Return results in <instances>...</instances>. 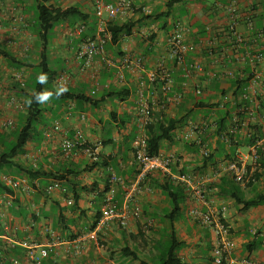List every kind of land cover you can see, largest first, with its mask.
Segmentation results:
<instances>
[{"label": "crops", "instance_id": "obj_1", "mask_svg": "<svg viewBox=\"0 0 264 264\" xmlns=\"http://www.w3.org/2000/svg\"><path fill=\"white\" fill-rule=\"evenodd\" d=\"M128 1L132 5L130 10L107 21L118 26L134 24L132 32L122 36L116 44L109 39L104 54L96 57L90 67L85 66L77 53L82 42L91 38L98 28L97 0L51 2L55 7L75 5L84 14L79 21L60 23L51 31L49 59L58 70L54 88H69L96 100L105 96V100L97 107L86 101L46 102L40 128L42 140L27 145L24 154L15 161L31 169L35 163H40L44 169L45 162L52 164V170H45L65 177L63 182L68 188L65 196L74 198L76 191L80 196L78 208L63 206L61 199L64 195L60 192H46L45 187L54 177L37 178L41 184L39 188L32 187L25 195L17 193L14 206L6 216L9 229L0 235V246L7 245L6 236L29 239L41 245L51 244L54 252L44 264H140L134 255L145 259L148 264H156L159 251L163 250V246L158 247L159 243L171 232L164 217L173 208L172 199L161 186L172 180L185 189L182 214L175 220L176 236L182 243L178 250L181 264H216L217 225L204 227L193 220L189 216L193 208L211 212L230 229L234 245L224 259L226 264H244L246 259L264 264V177L259 181L246 179L243 184L239 183L244 197L249 200L260 198L263 201L260 205L245 207L230 194L224 197L223 192L229 175L225 160L229 150L228 147L223 150V144L236 141L238 136L242 141L250 138L249 126L258 124L264 128V64L253 69L250 61L239 59L249 51L264 50V0ZM170 2L169 17L158 21L147 19L167 11ZM36 6V0H0V51L13 58L10 61L0 54V134L6 135L10 144L15 143L13 131L22 122L25 111L24 104L17 107L10 105L9 101L15 98L24 103L21 90L30 92L40 76L36 69L41 44ZM235 20L237 31L247 42L246 47L239 46L230 32L229 26ZM180 25L185 30L186 40L197 46V51L187 56L186 64H199L204 68L199 75L202 95H197L192 86H184L183 66L171 57L166 43L168 34ZM127 59L133 60L129 66L124 65ZM138 60L142 61L141 67L136 63ZM165 70L173 77L174 91L184 94L180 104L165 103L161 79L154 82L148 78L151 71ZM228 70H235L236 76L210 81V77ZM253 71L262 75L256 104L244 96L245 85L238 94L241 101L244 99L251 104L249 109L243 106L249 120H242L235 114L230 126V133L235 137L228 138L230 134L224 135L223 139L217 137L213 134L218 121L216 109L199 107V104L210 102L219 104L221 109L230 108L238 96L228 85L231 81L250 78ZM121 74L124 75L123 81ZM62 76L70 79L68 86L59 85L58 79ZM114 88L127 91L123 97H106ZM142 100L156 102L152 122L155 125L169 119H183L192 112L172 132L171 142L161 144L160 155L177 154L180 162L173 165L169 173L153 172L147 177L135 194V204L141 207V214L133 215V204H130L127 227H121L117 220L109 221L108 233L101 244H86L75 254L71 241L92 230L93 223L100 218L111 176L115 173L121 175L128 184L137 179L132 144L139 132L137 118L144 103ZM254 110L260 112V117H251ZM81 113H86L87 118L78 126L76 121ZM113 116L116 124L121 125L120 129L112 125ZM57 121L62 123V133H54L49 144L44 146L42 141L46 132ZM194 125L198 127L197 136L188 138L187 134ZM240 125L243 129H236ZM77 130L83 132L93 147H98V160L79 148L72 153L63 151L62 140L73 138ZM261 140L262 145L264 137ZM205 146L210 148L211 154L217 155L213 164H205L206 157L202 153ZM253 147L243 146L237 151L248 154ZM3 148L0 144V151ZM252 165H255L254 160L250 158L247 168L250 176L256 170ZM16 168L8 169L7 173L23 177L15 172ZM181 176H187L190 182L180 179ZM201 182L206 185L207 202L195 194V188ZM116 198L121 206H126L122 190H118ZM16 256L30 264L20 247L5 252L6 264H11V259Z\"/></svg>", "mask_w": 264, "mask_h": 264}, {"label": "built area", "instance_id": "obj_2", "mask_svg": "<svg viewBox=\"0 0 264 264\" xmlns=\"http://www.w3.org/2000/svg\"><path fill=\"white\" fill-rule=\"evenodd\" d=\"M97 2V16L99 18L98 28L91 38L82 42L77 53L79 59L84 62L86 67H90L94 59L105 52L106 44L110 39V34L107 31V19H116L118 16L124 14L132 7L128 0H118L116 2L97 0ZM229 29L230 32L234 34L236 43L239 46L246 47L247 42L244 36H242L236 29V20L230 24ZM166 43L171 57L179 66H183L184 76L186 78V83L184 86H192L197 95H202L203 88L199 80V75L204 71V68L199 64H186L187 56L189 54L195 53L197 51V46L194 43L188 42L186 40L185 30L182 25L178 26V28L168 34ZM212 54L214 55L213 52ZM239 59L250 61L253 69H256L260 64H264V50L249 51L246 53V55H241ZM132 61V59H127L124 65L129 66V64H132ZM141 62V60H138L136 63L141 67ZM235 76V70H228L224 73L216 74L210 77V81H213L214 79L222 80L223 78L231 79ZM261 77V74H259L257 71H253L251 77L245 85L246 93L244 96L255 104L259 94ZM148 78L154 82L159 80V78L161 79L163 82L162 89L165 103L180 104L183 101L184 94L174 91V80L170 72H167L166 70L161 72L151 71L148 73ZM121 80H124L123 74H121ZM58 83L60 86H68L70 84V79L66 76H62L60 79H58ZM142 103V108L137 118L139 132L138 135L135 136L132 144V150L138 169L137 179L135 182L128 184L121 175L115 173L111 176L110 187L107 191V195L101 208V216L97 227L93 230L79 234L71 241V246L74 249L75 254L78 253L86 244H101L102 240L108 233L107 224L109 221L117 220L121 227H127L129 225L130 204H133V215L139 216L141 214V207L135 204V194L138 192L139 188L142 186L147 177L153 172L169 173L171 172L173 165L180 162V158L177 154L163 156L160 154L151 155L149 153L148 128L154 119V109L156 102L142 100ZM9 104L21 107L24 103L13 98L9 101ZM250 115L252 118L256 119L260 117V112H258V110H254L253 112L251 111ZM86 118V113L79 114L76 121L77 125L81 126L85 122ZM237 128L238 126L236 129ZM197 129L198 127L195 125L190 128L187 137L196 138ZM62 131V123L60 121L55 122L53 124V128L46 132L45 139L42 141V144L47 146L53 134L62 133ZM261 143L262 140H259L257 145L254 146L248 154L240 150L237 151L233 160L228 162L226 171L232 174L236 182L243 184L246 181L248 160L251 158L255 161L258 158L257 147L258 145H261ZM93 146L86 140L83 132L80 130H77L73 138L65 137L62 140V149L64 152L72 153L79 148L91 158L98 160L99 156L96 151L98 147L96 148ZM202 153L204 157L207 158L211 155V150L209 147L205 146ZM43 165L45 166L46 170H52V164L45 162ZM40 167V163H35L33 170L38 171L40 170ZM180 179L190 182L187 176H181ZM38 180L39 179H36L32 182L28 178H23L13 173H2L0 175L1 183L13 190V192L8 191L0 194V230L7 231L9 229L6 216L10 209L14 206L17 193H23L25 195L32 190V187L39 188L41 184ZM204 183L205 182H201L200 185L195 188V194H197V196L204 202H207L205 189L206 185ZM45 190L50 194L60 192L62 195H64L61 199V204L65 207L74 206V198L65 196V194L68 193V188L65 186L63 180L54 179L52 183L45 187ZM118 190L123 191L126 206H121L120 202L117 200L116 196ZM189 216L204 227H213L217 225L216 232L219 240L218 245L214 250L215 262L216 264H225L224 259L227 257L228 251L231 250L234 245V242L230 237V229L226 227L221 221L217 220V218L209 211L193 208L190 210ZM4 239H6L8 243L7 245L0 246V264H6L4 257L5 252L12 251L18 247L25 251L30 264H44V261L50 258L54 252V247L51 244L41 245L29 239L17 240L16 238H10L9 236H6ZM11 264L27 263L22 260V258L16 256L11 259ZM244 264L260 263L255 260L246 259L244 260Z\"/></svg>", "mask_w": 264, "mask_h": 264}, {"label": "trees", "instance_id": "obj_3", "mask_svg": "<svg viewBox=\"0 0 264 264\" xmlns=\"http://www.w3.org/2000/svg\"><path fill=\"white\" fill-rule=\"evenodd\" d=\"M53 0H36L37 3V22L39 29V39H40V55L39 63L36 66L37 71H39V78L44 77V81L41 82L40 79L36 82L35 86L30 92L26 90H21V96L24 98V117L22 122H20L17 129L13 131V136L15 137V143H7V137L4 134H0V144L4 148L0 151V175L5 173L6 170L18 168L17 172L24 178H28L31 181H34L37 178L41 177H54L58 180H64V176L52 172L46 171L42 166L40 170L34 171L30 167H24L21 164H17L15 161L20 155H23L25 148L29 144L38 143L42 140V132L40 130L43 125L44 120V105L47 101L55 100L58 102L75 100V101H86L90 102L94 107L99 106L102 101L105 100V96L96 100L93 97L84 96L82 93H77L75 90H57L54 88V83L58 76V70H56L49 59V50H50V34L51 31L56 27V25L64 22H72L73 20L79 21L84 17V14L81 12L79 7L65 6V7H55L51 4ZM179 1V0H178ZM177 0H174L176 3ZM171 2L168 4V9L165 12L151 15L147 19L152 21H158L163 18H167L171 15ZM134 24H126L124 26L114 25L113 23H107V31L110 34V42L116 44L118 40L124 36L129 35L132 32ZM1 55L6 56L10 61L13 59L7 52H1ZM249 78L244 80L231 81L228 85L229 89L234 91V95L238 96L235 102L231 104V107L228 109H221L219 104H211L210 102H202L199 104V107H206L208 109H216L218 113V121L215 124L214 135L219 138L225 137L224 135L230 134L228 138L233 139L234 134L230 133V126L233 121V116L238 115L239 118L245 121L249 120V115L247 110L243 109V106H246L245 109H249L251 104L249 101L240 100L239 89L242 88L248 82ZM223 85V84H222ZM221 85V87H222ZM127 90H118L114 88L106 97L110 99H116L118 97H123ZM49 94L47 99H39V97ZM129 94V92L127 93ZM225 94V93H224ZM259 96V94H258ZM192 115L187 114L182 117L183 119H169L165 122H159V124H151L148 128V151L151 155H158L160 153L161 144L163 141L172 140V132L177 128V126L184 120V118ZM114 120V127L117 129L121 128V125L116 124V117H112ZM235 125H233L234 129ZM237 127V126H236ZM238 129H243V126H238ZM250 138L246 137L244 141L239 139V136L236 141L228 142V144H223V150L228 147L229 152L225 155V160L227 162L233 160L238 149L243 146H255L258 141L264 137V128L261 125H254L248 127ZM229 131V132H228ZM237 134V132H236ZM223 139V138H222ZM7 143V144H6ZM222 154V153H221ZM258 158L254 161L253 168L256 167L255 172L252 175H246V179L249 181H259L264 177V144L257 147ZM217 157L216 154H211L209 157L205 158V164H213L214 159ZM178 164V163H177ZM97 165V164H95ZM251 168V167H249ZM261 169V171H260ZM250 172V171H249ZM248 172V173H249ZM250 174V173H249ZM246 180V181H247ZM224 185V197H227V194H230L231 198H234L238 203L244 204L245 207H250L253 205H260L263 201L260 198L247 199L244 197L241 191L239 183L236 182L231 173H229L228 178ZM74 189V188H73ZM161 189L165 191L168 196L172 199L173 208L170 213L165 215L164 221L167 223L170 229V235L162 239V242L159 243L158 247L163 246V250L159 251V255L155 260L156 264H181V258L178 254V250L182 246L181 241L176 236L175 232V220L182 214V200L185 197L184 187L178 183L175 184L172 180L166 181V184L161 186ZM13 190L9 189L3 185L0 181V194ZM75 191V190H74ZM80 199L79 194L74 192L75 204L72 208H78V201ZM19 208V204H17ZM22 215V213L18 212ZM100 218L93 223L92 230L95 229L98 225ZM3 233L0 230V235ZM158 249V248H157ZM128 251V250H127ZM135 260L139 261L140 264H148L145 259L140 258L138 255H134ZM225 263V261H224ZM10 264V262H9ZM226 264V263H225Z\"/></svg>", "mask_w": 264, "mask_h": 264}, {"label": "clouds", "instance_id": "obj_4", "mask_svg": "<svg viewBox=\"0 0 264 264\" xmlns=\"http://www.w3.org/2000/svg\"><path fill=\"white\" fill-rule=\"evenodd\" d=\"M39 79L41 80V82L44 81V77H43V76H41ZM48 95H49V94H45V95L39 97V99H47V98H48Z\"/></svg>", "mask_w": 264, "mask_h": 264}, {"label": "rangeland", "instance_id": "obj_5", "mask_svg": "<svg viewBox=\"0 0 264 264\" xmlns=\"http://www.w3.org/2000/svg\"><path fill=\"white\" fill-rule=\"evenodd\" d=\"M8 170L5 169V172L7 173ZM103 242V241H102Z\"/></svg>", "mask_w": 264, "mask_h": 264}]
</instances>
